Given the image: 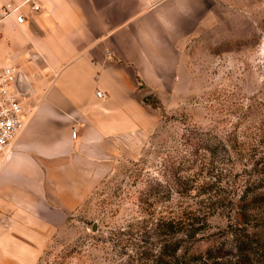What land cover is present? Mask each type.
Returning a JSON list of instances; mask_svg holds the SVG:
<instances>
[{
  "label": "rangeland",
  "instance_id": "1",
  "mask_svg": "<svg viewBox=\"0 0 264 264\" xmlns=\"http://www.w3.org/2000/svg\"><path fill=\"white\" fill-rule=\"evenodd\" d=\"M8 1L18 0L0 7ZM192 10L160 97L142 94L157 123L133 156L112 162L34 264H149L165 240L162 221L199 201L208 207L193 224L199 230L182 234L188 252L248 233L264 264V211L260 226L250 213L264 208V0H194ZM9 38L2 31L0 44ZM192 129L215 134L226 151L203 148L215 146L210 134Z\"/></svg>",
  "mask_w": 264,
  "mask_h": 264
},
{
  "label": "crops",
  "instance_id": "2",
  "mask_svg": "<svg viewBox=\"0 0 264 264\" xmlns=\"http://www.w3.org/2000/svg\"><path fill=\"white\" fill-rule=\"evenodd\" d=\"M192 2L39 0L23 22L2 18L0 63L17 60L26 95L0 160V264H34L112 162L138 151L157 118L136 90L160 97Z\"/></svg>",
  "mask_w": 264,
  "mask_h": 264
},
{
  "label": "trees",
  "instance_id": "3",
  "mask_svg": "<svg viewBox=\"0 0 264 264\" xmlns=\"http://www.w3.org/2000/svg\"><path fill=\"white\" fill-rule=\"evenodd\" d=\"M193 130V129H192ZM198 134L204 132V134H210L212 143L215 146H210L205 142H202L200 146L210 150L211 153H214V150L217 145L221 146L224 151L226 147L221 143L219 138L215 134H211L207 131L202 130H193ZM202 139V137H200ZM208 139V138H204ZM204 143V144H203ZM199 147V145H198ZM198 205L194 208H183L177 218L169 217L165 218L162 222L164 223V241L160 244L159 248L155 252H150L149 264L157 262L156 264H259L260 260L252 256V248L255 245V242L252 243L251 239H248L246 236L248 233L237 234L233 233V236L230 239V242L227 245H224L222 242L209 245L199 252H188L185 242H183L182 234L185 237L193 236L195 232L199 230L201 226H193L196 223L198 218V213L203 211V208L208 207L207 201H199ZM258 208L261 211H264L261 206L252 209L250 212L254 216L256 226H260L262 220H260V215L258 214ZM239 213L242 218H247L246 211L242 206L239 208ZM264 218V216H263ZM182 224L179 228L175 224ZM188 227V228H187ZM249 234L254 235L255 231H251Z\"/></svg>",
  "mask_w": 264,
  "mask_h": 264
},
{
  "label": "built area",
  "instance_id": "4",
  "mask_svg": "<svg viewBox=\"0 0 264 264\" xmlns=\"http://www.w3.org/2000/svg\"><path fill=\"white\" fill-rule=\"evenodd\" d=\"M39 8V0L8 1L0 7V21L5 16H12L16 23L23 22L26 11ZM22 76L18 66L10 62L0 63V160L9 153L11 142L22 124L25 100ZM96 94L100 95V91L96 90ZM76 131V126H71L70 136L74 137Z\"/></svg>",
  "mask_w": 264,
  "mask_h": 264
},
{
  "label": "water",
  "instance_id": "5",
  "mask_svg": "<svg viewBox=\"0 0 264 264\" xmlns=\"http://www.w3.org/2000/svg\"><path fill=\"white\" fill-rule=\"evenodd\" d=\"M25 86H26V83H24V84L22 85V89H24ZM144 91H145V89H143V88H138V89L136 90V96H137V98H140L141 95L144 93ZM91 228H92V229H95V224H94V223L91 225Z\"/></svg>",
  "mask_w": 264,
  "mask_h": 264
},
{
  "label": "bare ground",
  "instance_id": "6",
  "mask_svg": "<svg viewBox=\"0 0 264 264\" xmlns=\"http://www.w3.org/2000/svg\"><path fill=\"white\" fill-rule=\"evenodd\" d=\"M20 87V86H19ZM20 89H21V87H20Z\"/></svg>",
  "mask_w": 264,
  "mask_h": 264
}]
</instances>
